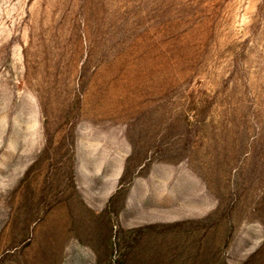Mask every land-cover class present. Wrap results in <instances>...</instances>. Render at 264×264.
I'll use <instances>...</instances> for the list:
<instances>
[{
  "label": "rangeland",
  "instance_id": "374dc122",
  "mask_svg": "<svg viewBox=\"0 0 264 264\" xmlns=\"http://www.w3.org/2000/svg\"><path fill=\"white\" fill-rule=\"evenodd\" d=\"M0 264H264V0H0Z\"/></svg>",
  "mask_w": 264,
  "mask_h": 264
}]
</instances>
